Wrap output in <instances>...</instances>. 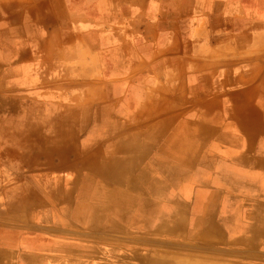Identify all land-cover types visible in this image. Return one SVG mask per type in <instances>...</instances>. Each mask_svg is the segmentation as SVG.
I'll use <instances>...</instances> for the list:
<instances>
[{
  "label": "crops",
  "instance_id": "obj_1",
  "mask_svg": "<svg viewBox=\"0 0 264 264\" xmlns=\"http://www.w3.org/2000/svg\"><path fill=\"white\" fill-rule=\"evenodd\" d=\"M245 97H264V0H0V196L19 209L25 177L11 167L42 154L52 173L82 174L81 191L55 176L61 185L39 192L60 215L42 217L40 209L35 221L46 235L34 240L0 206V235L14 234L13 244L0 245L1 264L10 254L16 264L83 257L102 236L90 232L98 204L91 172L114 182L112 230L122 219L151 230L158 196L192 199L184 209L190 230L178 242L146 232L145 248L111 247L94 264H264V209L246 198L256 191L264 205V158H249L244 142L251 136L264 150V120L253 101L256 120L246 122ZM171 133L178 138L170 142ZM151 167L161 188L146 183L154 181ZM80 201L89 207L81 218ZM160 212L169 215L170 206ZM63 213L73 217L64 221ZM211 226L228 232L196 238ZM69 229L81 230L73 241L59 234Z\"/></svg>",
  "mask_w": 264,
  "mask_h": 264
},
{
  "label": "rangeland",
  "instance_id": "obj_2",
  "mask_svg": "<svg viewBox=\"0 0 264 264\" xmlns=\"http://www.w3.org/2000/svg\"><path fill=\"white\" fill-rule=\"evenodd\" d=\"M60 98H64V97H58ZM246 103H245V107H249V110L246 109V113L248 116H246V122L247 121H252L255 122V117L254 115L251 113L252 112V106L251 103L253 102L254 105L256 106H260V108L262 109V112L260 114V118L259 120H264V97H245ZM243 102V101H242ZM240 102H238L239 104ZM158 105L159 103L155 102V105ZM248 127H250L249 125H247ZM236 129V128H235ZM174 131V129H173ZM177 134L171 133L170 134V139L169 141L171 142L173 139L178 138L176 136ZM152 138L150 136H147V141L149 143V141ZM253 141H255L253 139V137L251 138V136L245 137L244 138V142L249 144L250 149H248L247 154L249 158H258L260 156V158H264V150H261L260 153H258V150H256V144L255 147L252 146ZM155 143V140L152 141ZM65 143V141L63 142ZM172 144V143H171ZM173 146V145H172ZM252 146V147H251ZM174 147V146H173ZM171 153V160L174 159V157L176 156L175 154L177 153V151H170ZM174 156V157H173ZM46 160L45 155H40L38 156L36 159L34 160H29L26 162L25 166H13L11 167V169L13 170V172L18 173L19 170H21L22 174L25 177V194H24V199L22 201V203H20V207L18 208H12V205H8L7 204V200H3L0 196V206L3 208H7L9 207L11 213L9 215H6L5 217H8L9 219V223L10 225H16L17 223H20L21 225L24 224L26 227V230L23 231L27 234V236H30L33 240L34 238H36L38 235H40V233L46 235L45 231H41L38 227V223H36L35 219L36 216L38 215V212L40 211V209H44L47 210L45 213H42V217H52L53 219H55L57 216L59 217V209L57 208V206L52 202V199L50 197H45L44 202L45 204H41V200L39 198V192L40 191H45L46 189H49L52 185H55V182L53 179H55L56 177H67L70 179H73L75 181V183H77V188L75 189H80L81 188V184H80V180L82 177V174H79V176L75 175H71L70 173H67L66 171L60 172V174L58 172L56 173H52V171L55 170V166L54 165H40V163L44 162ZM37 164V165H36ZM152 168V177L154 181L151 182H146L148 184H151L154 187H158L161 188L162 186V182L161 181H157V177H161V175L156 171L157 167H151ZM91 169V167H90ZM253 169V168H252ZM251 169V162H250V173H253L254 175H258L257 172L258 171H252ZM12 172V171H11ZM63 173V174H62ZM81 173V172H80ZM112 173V172H110ZM96 174V173H95ZM98 175V174H97ZM56 176V177H55ZM40 177L46 179L45 181H40L38 179H41ZM77 177V178H75ZM102 176L98 175L95 178V182L91 183V188L90 190H94L93 186L97 187V193L95 194L97 197L94 199H90L95 200L98 204L95 206L93 211H90V215H89V221H90V226L92 227V223L96 224L95 227L97 228V230L92 231L93 229L90 230L91 235L93 232H97L99 234H101L102 236H100V238H98L96 240V242L93 245V241L91 240L93 236H90V243L88 245H90V249L84 248L83 249V257L78 258L79 260H77V262L75 261V264H94L93 261V256H98V255H109L112 253V250L110 249L111 247L115 248V249H120V253H122V251H127L128 253L130 252L129 250V245L132 246V248H135L137 250H140L141 247L145 248V238H146V232H151L150 236H152V238H157V239H169L171 241H179L180 239L184 238V234L185 231H189L190 230V226H191V220L189 218V215L186 214L184 211L185 208H187L190 204H192V199H183L179 196H173L172 192H171V196L169 198L165 197L162 198L161 196H158L157 198H153V200L155 201L154 204V212L152 215H148L150 216V219L153 221V228L151 230H146L145 228V224H138L135 228V225H130V223L128 221H126L125 219H122L120 221V225H121V230H112V228H109V224L108 223H114L117 220L113 219L112 217V213H113V198L112 197H108V195H110L109 191H112L114 189V182L113 181H106L104 180V177L100 178ZM112 180V178H110ZM256 183H255V189L258 187V182L257 179ZM123 187L124 184L129 185V182L127 181H121ZM165 184V183H164ZM254 184V183H251ZM11 185H19L18 182H13L11 181ZM20 185H23V183L21 182ZM172 185V183H171ZM22 189V188H21ZM77 190V192H78ZM76 190H75V195H76ZM46 193V192H45ZM13 193L11 192V195ZM175 194V192H174ZM254 195H251L249 197H246L248 200V204L249 208H254V207H262V209H264V205H263V198H258L257 196V192L254 191L253 193ZM48 195V194H47ZM79 196V195H78ZM77 196V197H78ZM13 197L11 196L10 199H12ZM139 200V198H138ZM3 201V202H1ZM94 201V202H95ZM11 202V200H10ZM162 203H164L165 205H169L170 206V214L166 215V214H162L161 211V205ZM12 204V203H11ZM81 204L80 202H77V207L78 205ZM19 210V213H16V211ZM14 211V213H13ZM250 212L248 215H250V220L252 219L253 215H252V209H250ZM37 213V215H36ZM65 215L62 216V219L64 221L66 220H71L69 219L70 217L72 218L73 216H70L69 214L63 213ZM132 216L137 218L140 216H142L141 214H137V215H133V214H129L127 215V217L130 219ZM169 216V217H167ZM47 218V219H48ZM169 218V220L167 221V219ZM6 219V218H5ZM138 219V220H139ZM7 220V219H6ZM73 221H76L75 219ZM135 221V220H134ZM2 222V216L0 215V224ZM77 222V221H76ZM87 222V221H86ZM150 222V220L148 219V223ZM252 222V220H251ZM15 223V224H14ZM79 225V224H78ZM134 226V227H133ZM3 227V226H2ZM133 227V228H131ZM212 227V226H211ZM11 229V228H10ZM9 229V231H6L3 235H0V245H11L14 243L13 240V235L12 232ZM2 232V231H1ZM81 232V230L78 229H69V230H65L63 231V235L61 232H59V234H61V236H64L66 238H68L69 240H74L75 238V234L74 233H79ZM228 231L227 230H221V229H215L214 226L211 228L210 231H208V233L206 235H199L196 238L198 240L203 239L201 237H210L211 239H213L212 237H218V234H221V237H224L223 235L226 234ZM132 236V237H131ZM191 237V236H190ZM3 238V239H2ZM145 240V241H144ZM121 245H117V243H120ZM144 242V243H143ZM37 245H34V247H36ZM19 246H13L11 248V252L13 253H20V254H27L31 253V251H27L28 249L24 250V249H20L18 248ZM40 247V246H38ZM154 246L149 247L148 250L153 249ZM161 248V247H160ZM39 250H41V248H38ZM89 251V259L88 257V251ZM48 254V253H47ZM74 254V253H72ZM46 255V254H45ZM2 258V254H1V250H0V261ZM13 255L10 254L9 256V264H16L13 263L14 259H13ZM70 259V258H69ZM51 261L50 259V255H46L44 258H36V260H32L31 261H24V262H20L18 264H48ZM2 262H0L1 264Z\"/></svg>",
  "mask_w": 264,
  "mask_h": 264
},
{
  "label": "bare ground",
  "instance_id": "obj_3",
  "mask_svg": "<svg viewBox=\"0 0 264 264\" xmlns=\"http://www.w3.org/2000/svg\"><path fill=\"white\" fill-rule=\"evenodd\" d=\"M35 124H36V123H35ZM71 173H72V172H71ZM92 177H94V176H93V173L91 172V177L88 178V179H89V180H88V181H89V184H91L92 182H94ZM94 178H95V177H94ZM62 181H63V179H62ZM54 182H55V186H59V185H61V182H60L58 179H55ZM66 182H67V181H66ZM86 183H87L88 186H90V185L88 184V182H86ZM95 183H96V182H95ZM85 188L87 189V188H89V187L85 186ZM80 191H81V188H80ZM81 196H82V193L80 192V193H79V196L76 197V199H77V198L79 199ZM18 198H19V197H16V199H15V198H14V199L12 198L11 201H14V200L17 201ZM80 199H81V198H80ZM20 201H21V199H20ZM80 205H81V206H80ZM80 205H79L78 208H80L81 210L79 209V211H77V213L75 214V216H76V217H79V218H81L82 216H84V213H86V210H87V209L89 210V207L86 205V203L81 202ZM150 207H151V206H150ZM83 208H84V209H83ZM91 208H92V207L90 206V209H91ZM36 248H37V247H36ZM38 248H41V247H38ZM48 264H60V263H59V261H56V260H55V261H50Z\"/></svg>",
  "mask_w": 264,
  "mask_h": 264
}]
</instances>
